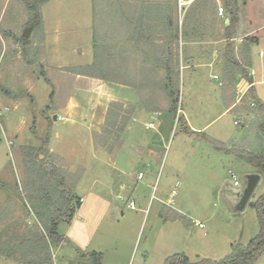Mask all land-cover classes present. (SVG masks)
I'll use <instances>...</instances> for the list:
<instances>
[{"label": "rangeland", "instance_id": "1", "mask_svg": "<svg viewBox=\"0 0 264 264\" xmlns=\"http://www.w3.org/2000/svg\"><path fill=\"white\" fill-rule=\"evenodd\" d=\"M230 1L236 3L238 15L233 36L239 41L251 37L250 32L261 37L259 44L250 47V67L264 76V0ZM202 2L199 24L193 15L189 18L198 31L191 34L189 21L188 35L198 42L202 34L205 41L221 40L227 35L223 20L229 23V8L224 0H198L196 4ZM220 5L226 13L224 19L215 20ZM188 13V9L182 12L183 24ZM32 16L22 0H0V76L14 56L13 47H17L18 62L12 84L8 77H0V84L11 96L0 103V264H23L18 243L21 234L45 232L47 202L30 200L37 189L45 186L53 190L55 185L52 170H40L42 165L63 177L74 202L82 198L71 220L57 224L63 241H48L53 264H82L80 255L90 251L101 252L103 264H163L176 253L190 260H196L197 253L219 260L230 252V240L245 245L258 234L251 203L264 193V173L241 154L264 149L260 127L264 113L243 96L236 108L225 111L223 77L232 87V74L240 68L221 54L210 56L213 42L201 43L194 57L180 54L177 77L173 76L176 112L162 109L156 119L143 117L132 122L138 112L135 106L111 102L103 123L81 125L76 130L77 140H68V136H76L74 130L61 121L48 129L51 121L55 123L53 116L49 114L47 119L42 114L51 86L39 77L29 93L24 89L23 78L32 80L34 74L43 72L30 53L31 43L40 38V25L30 24ZM247 20L251 21L249 27ZM238 23L244 26L239 28ZM28 27L29 41L25 43L22 33ZM200 50L204 54H199ZM199 55L201 58H196ZM255 89V97L264 104V84ZM146 122L154 126L147 128ZM95 128L99 134H89ZM57 130L66 136L65 141L54 138ZM31 147L34 151L29 156ZM229 169L237 174L238 186H233ZM250 182L252 188L242 205ZM172 190L176 194L170 206L166 201ZM61 197L58 192L51 197L50 211L61 207L64 214ZM194 221L204 227L195 226ZM256 264H264V252Z\"/></svg>", "mask_w": 264, "mask_h": 264}, {"label": "crops", "instance_id": "2", "mask_svg": "<svg viewBox=\"0 0 264 264\" xmlns=\"http://www.w3.org/2000/svg\"><path fill=\"white\" fill-rule=\"evenodd\" d=\"M197 1L74 0V3H67L68 0H47L44 2L40 7V38L33 41L30 47L33 61L38 60L44 75L43 72H38L34 74L32 80L25 77L22 81L28 93L35 79L39 77H43L51 86L53 95L49 97V102L42 110V114L47 119L49 114L53 116L55 123L51 121L50 128L55 127L57 121H61V125L70 126L69 128L74 130L72 134H76L66 139L75 140L79 137L76 130L81 125L104 122L111 102L135 106L138 112L133 114L132 122L143 117L156 119L163 110L167 111L170 100L163 85L168 71L177 74L179 58L183 53L185 57L192 58L195 49L201 43L213 42L208 54L212 57L215 54L225 57L226 35L221 40L205 41L203 38L205 34H202L200 42L188 35L190 27L188 22H192L189 19L191 15L196 17V22L199 24L198 14L202 11V5L196 4ZM187 9L188 17L183 24L182 12L185 13ZM214 16L217 20L224 19L225 15L219 16L215 11ZM223 22L226 26L228 20L225 19ZM197 24L191 23V34L198 31V29L194 31V26ZM237 25L239 28L244 26H239V23ZM245 25L251 26V21L247 20ZM236 31L239 32L237 26ZM249 34L250 39L239 41L238 36H233L231 39L235 55L238 54L236 58L246 68L250 80L240 73L236 74L234 85L230 87L228 84L230 81L223 77L227 105L225 111L236 108L242 99L240 97L249 98L247 92L250 88L256 92L255 87L264 84V76L260 71L257 73L250 67L252 59L250 47L252 44H259L261 37L252 35L251 32ZM16 50L17 47H13L14 56L12 54L11 60L6 64L8 67L0 76L1 80L8 77L11 84L18 74ZM199 54H204V51L200 50ZM262 55L263 52L259 51V56ZM240 57L241 60L246 61V64L240 61ZM196 58L201 57L199 55ZM2 86L3 83L0 84V103H3L7 97L11 98L6 92L8 89ZM147 124L148 122L145 125ZM92 132L98 135L100 130L90 129L89 134ZM65 137L58 130L54 132V138L57 140L65 141ZM194 225L198 226L195 223ZM232 243L236 242L230 240L229 247ZM195 257L205 256L197 253Z\"/></svg>", "mask_w": 264, "mask_h": 264}, {"label": "trees", "instance_id": "3", "mask_svg": "<svg viewBox=\"0 0 264 264\" xmlns=\"http://www.w3.org/2000/svg\"><path fill=\"white\" fill-rule=\"evenodd\" d=\"M26 5L27 9L32 12V19L30 20V24L38 26L41 24V9L40 7L44 2L47 0H22ZM225 5L229 8V23L226 25L227 28V41H226V51H225V58L231 63L234 67L240 68V72L234 71L231 79H235L236 74H242L246 79L250 80L249 74L247 73L246 68L244 65H241L239 61L236 59L235 51H234V44L231 39L233 38V28L237 23L238 15H237V6L235 2L230 0H224ZM203 5V2L201 3ZM226 11V9H225ZM250 39V38H247ZM23 42L27 43L29 41L28 38L22 37ZM169 70V68H168ZM224 73V72H223ZM225 75V74H224ZM177 74L168 71L166 75V82L163 85L164 90L167 93V96L170 100V107L168 108L169 111L176 112V103H177V90H175V78ZM9 94V91H6ZM249 98L251 103L255 105L258 111L264 113V105L257 100L255 97L254 89H249ZM53 95V91L50 93V98ZM250 103V104H251ZM48 106H46V109ZM110 111H107V115H109ZM181 121L185 122L183 117L180 119ZM51 127V124H48V129ZM261 131L264 135V119L261 123ZM45 143L49 142L48 140L44 141ZM216 148L226 150L218 145H215ZM34 151V147L29 148L27 154L31 156V152ZM227 151V150H226ZM29 152V153H28ZM241 158L245 159L247 162L252 164L256 167L260 172L264 173V149L260 152L253 153L250 151H243L241 154ZM36 159L41 161L40 156L37 154ZM42 160V164H43ZM45 164V163H44ZM48 170L50 169L51 176L56 177L55 185L53 186V190L44 188L45 186L41 187V190L35 192L36 195L34 197H30L31 203H38L46 201L49 209L48 217H45L47 220L45 232L41 233L39 230L37 231H27L22 233L18 243H20V250L22 251V256L24 257L23 264H53L52 257L49 251L48 241L53 239L56 243L63 241L64 237L58 235L56 231L57 224L64 220L70 221L74 213L76 212V208L80 206V198L73 201V193L72 189L68 187L63 179L62 176L56 174L54 168H46L45 165L40 167V170ZM62 195L61 197V205H65V212L62 214L61 207L60 209H53L50 211L52 207V199L56 193ZM53 193V195L51 194ZM35 205V204H34ZM252 207H254L257 220L259 224V232L258 234L250 239L247 244L242 245L240 243H232L230 246V252L224 256L223 258L216 260L207 257H197L196 260H190L188 256L181 253H176L174 255L169 256L165 259L163 264H256L260 255L264 252V193H262L254 202L251 203ZM63 208V207H62ZM64 216V217H63ZM61 218V219H59ZM48 239V240H47ZM80 261L82 264H103V254L97 251H90L87 253H82L80 255Z\"/></svg>", "mask_w": 264, "mask_h": 264}, {"label": "built area", "instance_id": "4", "mask_svg": "<svg viewBox=\"0 0 264 264\" xmlns=\"http://www.w3.org/2000/svg\"><path fill=\"white\" fill-rule=\"evenodd\" d=\"M217 13H218L219 16H224L225 13H226L225 8L223 6H221V5L218 6ZM215 78H217V77H215ZM251 105H253V103H251ZM146 127L147 128L153 127V122H149ZM227 172H228V175L230 177V180L232 181L233 186H238L239 185V181H238V178H237V174L231 169H229ZM141 177H142V173H139L138 174V178H141ZM175 194H176V191L172 190L170 195H169L168 200L166 201V204H168L170 206H173ZM80 201H82V198H80ZM130 205L132 206V203ZM194 223L196 225H198L199 227H203V224L200 223V222L195 221Z\"/></svg>", "mask_w": 264, "mask_h": 264}, {"label": "water", "instance_id": "5", "mask_svg": "<svg viewBox=\"0 0 264 264\" xmlns=\"http://www.w3.org/2000/svg\"><path fill=\"white\" fill-rule=\"evenodd\" d=\"M30 30H31V27H28L27 29H25L22 33L23 37H27L29 35ZM54 118H56V116H54ZM252 185H253L252 182H250L249 186L247 187V189L245 191V196H243V198H242V205L246 202L247 197H248L250 190L252 188Z\"/></svg>", "mask_w": 264, "mask_h": 264}]
</instances>
